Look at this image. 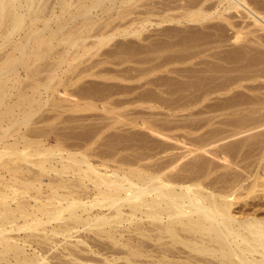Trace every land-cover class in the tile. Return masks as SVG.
Masks as SVG:
<instances>
[{
    "label": "bare ground",
    "instance_id": "obj_1",
    "mask_svg": "<svg viewBox=\"0 0 264 264\" xmlns=\"http://www.w3.org/2000/svg\"><path fill=\"white\" fill-rule=\"evenodd\" d=\"M47 1L0 0V50H4L0 54V264H264V192L250 196L258 186L261 187L259 191H264V167L258 165L259 169L263 168L261 172L263 177L261 173L256 176V173H253L256 171L254 168L252 173L255 174V178L251 183H244L250 176L244 178L241 172L229 169L217 172L220 168L230 167L232 163H224L227 161L225 156L227 150L221 147L211 151L202 144L176 156L171 148L179 147L176 146L177 143L168 139H154L155 142L149 146L150 150L144 146L133 158L123 154L114 157L113 150L93 151L92 141L75 145L63 142L58 134L53 133L50 135L53 138L51 143L48 133L37 126H32L36 123L32 116L39 112L49 99L44 97L46 99L42 100L44 101L42 104L38 99L39 104H31L32 101H37L32 95L34 99H29L28 103L26 91H23L25 95L21 93L19 90L21 86L18 88V83L21 81L20 78L36 72L38 65L33 61L43 57V53L45 54L46 49L51 46H48L52 44L49 35L61 30L51 28L50 31V21L53 22V19L56 21L58 16L70 13L68 8L71 9L76 3L78 5L76 8L81 9L78 14L87 17L97 14L99 12L97 9L107 1L108 4L117 3L115 0L80 2L56 0L54 3L59 6V12H56L55 4L51 2L54 4L51 6V3H46ZM192 1L195 5L189 3ZM192 1L187 2L189 3L187 7H184L187 5H183L184 2L178 4L183 5L185 10L188 9V12L184 11L185 14L181 13L184 14L183 18H177L178 15L169 17L170 13L164 10V7V12L169 13L168 18H164L166 13L163 12V15L160 13L162 17L155 23L160 25L167 21L168 24V21L179 22L180 19L201 23L207 21L206 19L214 18L219 21L222 19L221 22L225 21L236 28V33L241 29L247 30L248 33H252L259 45H264V0ZM121 2L118 0L117 4ZM128 2L130 1L124 5L121 3L120 6L126 8ZM168 2L172 3L169 0ZM130 3L129 6L133 4ZM118 5L114 8L116 9ZM171 6L175 8V5ZM108 7H105L106 11L111 10V7ZM119 9L118 7L116 10ZM101 13L105 11H100V15ZM71 16L76 17L74 14ZM111 16L113 15L107 17L108 22L104 20L107 25L115 23L114 19L118 17L113 19ZM110 17L112 21L109 20ZM123 19L126 23L127 18ZM130 20L129 22L135 21ZM143 20L137 24L139 27L140 24L141 27H145L149 22L147 19ZM93 21L95 22L92 19L91 22ZM104 21L100 24L103 25ZM204 23L201 25L205 29ZM100 24L95 28L100 27ZM106 24L103 25L104 28ZM89 25H86L88 26L86 28L91 30L93 26ZM110 25L106 29L109 30ZM120 25L112 24V28L110 27L112 32L109 33L105 32L107 30L102 26L101 31L92 29L93 33L95 30L98 31L93 36L97 39L96 41L94 38L93 46L99 47L102 41L116 36L115 34L127 36L130 33L135 36L134 34L137 32L141 34V29L143 30L137 25L134 26L141 32L132 28L130 26L132 24L129 25L130 29L128 25H124L123 28H121L123 25ZM83 30L88 34L84 32L81 37H71L66 52L71 46L79 45L80 40L83 43L88 39L89 30L88 32L85 28ZM200 31L198 34L202 35ZM46 42L48 44H43ZM41 44L44 48L40 49ZM215 53L216 56L217 52ZM202 60L199 61L202 63ZM206 60L204 59L203 63ZM200 62L196 65L198 66ZM201 63L200 67L195 65L199 75L203 74L199 71L202 69ZM32 64L37 67L31 68ZM209 65L215 66L214 62ZM192 66L188 69L192 70ZM208 67L206 65L207 70L205 67L203 69L208 71L210 69ZM56 72L52 71L48 79L41 84L39 81L36 85L31 83L30 86L33 85L34 89L32 87L29 89L40 93L38 89L40 85L45 91L53 89L65 92L50 83ZM204 74L203 77L200 75L202 79ZM176 81L178 82L177 78ZM202 81L207 83V80ZM197 87L195 83L194 89ZM13 88L16 89L14 92L18 96V100L16 99L18 102L8 103L7 100L15 94L12 92ZM211 90L214 91V88L205 91L201 96L198 95L200 98L196 97L197 100L204 101ZM183 105L185 104H182V107ZM254 105L257 107L261 104ZM76 106L71 105L67 109L74 110ZM255 106L252 105L257 109ZM254 108L251 109L253 113L257 111H254ZM262 115L264 116V113ZM259 116H255L252 121H257L256 118ZM262 117L258 118L260 126L264 124ZM44 118L45 116L39 121ZM255 123L254 126L259 127ZM148 128L160 134L152 126ZM252 128L254 127L239 130L235 134ZM175 141L180 142L178 144H185L183 140ZM239 143L243 142L238 141V145ZM262 143L257 145L264 146ZM232 147L234 149L237 144L230 145L228 150L231 151ZM260 151L263 154H259V161L254 160L255 166L264 158V150ZM158 152L162 155L156 156ZM203 152L210 155H204ZM189 154H193L191 158L179 164V159ZM111 160L116 164L110 165ZM253 175L251 177H254ZM239 189L244 191L237 193Z\"/></svg>",
    "mask_w": 264,
    "mask_h": 264
},
{
    "label": "rangeland",
    "instance_id": "obj_2",
    "mask_svg": "<svg viewBox=\"0 0 264 264\" xmlns=\"http://www.w3.org/2000/svg\"><path fill=\"white\" fill-rule=\"evenodd\" d=\"M55 1L49 0L46 3H54ZM125 1L133 3L130 6L128 5L130 2L126 4L129 6V9L127 6H125L126 8L122 6L126 3ZM133 1L123 0L125 3L121 2L123 3L121 6V3L119 5L117 4L118 0H115V3L117 2L116 5L111 2L114 6L118 5L121 10H116L118 7L115 9L107 1L102 5L108 4L111 10L106 11L107 8L105 9V7L108 6L101 7V5L100 8L104 9L98 8L97 10L99 12L97 14L94 13L95 15L93 14V17L79 15L78 13L81 9L79 7L76 8L78 5L74 2L76 4H73L71 9L68 8L71 11L70 13L64 14L61 17L58 16V21H55V19H53V22L52 20L50 21V29H61L59 32L55 30L58 33H52V37L49 35L51 39L49 41L52 44L54 43V45L48 44L47 42L43 43L45 45L48 44V46L51 45L52 47H48L49 49H46V47L45 54L40 50L43 53V57L41 56L42 58L40 57L38 60L33 61L38 65L36 72L30 70L32 72H30V76L22 77L23 80L20 78V82L22 83H18V88L21 86L19 88L20 92L24 94L26 91V95H24L28 96L26 99L28 103L30 102L29 99L33 97L32 95L35 96L34 98L36 100L41 101L40 104L44 102L42 100L46 99L44 97L49 99V102L42 105L39 112L32 116V120L36 122L32 126H37L48 133L51 143H53V138L50 135L56 133L63 142L66 141L68 143H74L75 145L85 141H92L93 151H98L99 149L113 150L115 153L114 157L117 154H123L133 158L144 146H147L148 150H150L149 146L155 142L154 139H168L175 142V144L177 143L176 146L179 147L171 148V151L176 156L182 152L187 153L189 148H196L202 144H204L206 149L211 151L221 147L227 150L225 155L227 161H224V163H232H230L231 168H220L217 172L228 171V169L230 171L241 172L244 178L250 176L244 183H251L255 178V174L253 175V173H256V176H258L257 174L263 171V168L259 169L258 165L264 167V158H262L260 164L258 162L257 166L254 164V160L257 159L259 161V154H263L260 150H264V146L257 145L261 144L262 141L264 142V124L260 126V122H258L260 120L258 118H261L263 116L262 113H264V104H262L264 102V72H262L264 71V45H259L256 38L254 39L252 33H248L247 30L241 29L236 33V28L231 27L224 20L226 24L221 22L222 19L220 21L214 18L206 19L207 21H204L205 23L201 22L206 26L205 29L202 27L200 21L198 23L196 21H189V23L186 20L184 21V19L182 21L180 19V23L176 21L171 23L168 21V24L166 21L162 23L163 25L155 23L158 18L162 17L164 10L170 13L164 12L166 16L163 17L166 19L169 15V17H175V15H178L177 18L182 17L185 14L184 11L188 12V9L185 10L186 8L184 9L182 6L187 4L184 6L187 7L189 3L194 4L195 2L192 0L189 3H187L189 0H169L172 3H169L168 0ZM209 1L213 2L212 0ZM182 2H184L183 5L179 6L178 4ZM46 3L45 7L47 9ZM53 3L50 5L55 4ZM169 4L175 5V8ZM50 5L49 7H51ZM168 6L171 7L169 8ZM56 7L57 9L54 10L59 12V6L57 4L54 5V8ZM100 11H105V13H101L102 15H100ZM181 13L184 14L181 15ZM73 14L76 15L75 18H71ZM121 14L123 17H121ZM110 15H113L111 16L113 19L118 16L116 17L117 19H114L115 23L111 22L113 20H111V17L109 19L111 21L109 22L114 25H120L121 23L120 26L123 25L121 28L124 25H128L129 27L132 24L130 25L132 28L138 29L139 25L137 24L139 22L142 23L141 21H144L143 19H147L149 22L146 23L147 20H145L144 23H146V26L143 23L145 27H141L142 24H140L143 30L139 27L142 32L140 29L138 31L141 34L138 32L134 34L135 36H132L133 34L130 33L131 36L128 33L129 36H126V34H118L117 36L115 34L116 36L106 38L102 41L99 47H96L97 45L95 44L94 47L93 42L96 38L93 36L97 34V30L93 33L92 29L97 24L99 25L100 22L107 21ZM123 18H127L126 23ZM92 19L95 20V22L93 21L94 25L91 22ZM132 19H135V21L129 22ZM106 21L102 24L105 25ZM89 24L93 26L92 29L90 28L92 31L86 28L88 27L86 25ZM110 24L108 23V25ZM90 25L89 27H91ZM103 25L100 24V27L95 29L101 31V26L104 30L108 27L107 24L106 28ZM111 25L110 27L112 28ZM82 27L87 32L89 30L90 36L88 35V39L84 40L83 43L80 40L79 45L71 46L66 52L71 37H81L82 33L85 32ZM110 27L105 32H112ZM199 30H201L200 33L202 35L198 34ZM85 34L87 35L88 33L85 32ZM136 35L139 36L137 37ZM67 36H70V38H67ZM46 37L49 38L48 35ZM43 44H41L40 49L41 47L44 48L42 46ZM32 45L34 46V43ZM2 51L4 52V50ZM2 51L0 50V54H2ZM215 52H217V57L215 56ZM208 54L211 56H208ZM200 59L202 63L204 59H208L205 62L206 64L203 63L205 66L199 61ZM196 61L202 64V69L199 71L200 73H205L204 79L200 76L202 75L203 77V74H198ZM208 61L211 63L214 62L215 66L213 65L212 67L209 65L211 63H207ZM200 63H198L199 67ZM32 65L31 68L37 67V65ZM192 65H196L195 68ZM206 65L211 66L210 69L208 67V71H205V69L207 70ZM191 66L192 70L196 69V71L194 70L196 75H194L191 69H188ZM204 67L205 69H203ZM54 70L57 72L56 76L50 82L51 85L55 84L57 89L61 88L66 93H61L53 89L51 91H45L39 85L46 81L50 73ZM190 70L193 74L189 72ZM23 71L21 70V72ZM254 76L257 79H250ZM175 77L178 79V82ZM200 78L201 80H199ZM202 80H207V83ZM37 81H39L37 85H39L38 89L40 93L37 90H33V85L30 86L31 83H35L36 85L38 83ZM58 81L60 82L58 83ZM200 82L206 85L207 88L202 83V87H200ZM191 83L194 85L197 83L200 88L197 87L198 90L196 88L194 89V85ZM30 87L33 89H29ZM252 87L256 90L252 89ZM210 88H214V91L211 90V93L207 95L204 101L200 102L201 99L197 100L198 95L201 96L205 91H209ZM227 88L230 90H227ZM14 89L12 92H14ZM17 98L16 93L14 95L12 94L7 102H18L16 101ZM249 98L251 101H248L250 100ZM38 100L36 102L32 101L33 103L31 102V104H39ZM255 103L261 104L263 107L261 105L256 107L254 105ZM53 104L60 105L54 106ZM182 104L186 106L183 105L182 107ZM187 104L191 106L189 107ZM192 104L194 107H192ZM71 105L77 106L74 110L67 109ZM252 105L257 109L252 107ZM252 108H254V111H257L253 113ZM41 112V116H45V118L39 121L42 118L40 116ZM260 114L262 116H259ZM255 116H259L256 118L257 121H252ZM263 119L264 116L262 117ZM254 123L256 125L258 124L259 127L254 126ZM262 123H264V120ZM148 126H152L160 134L152 132ZM251 126L254 128L235 134V132ZM175 140H183L185 144H178L180 142ZM260 140L261 142H259ZM238 141H242L244 144L239 143L238 145ZM172 144L174 145V143ZM229 144L231 146L237 144V147H234V149L232 147L233 151L232 149L229 151ZM262 144L264 145V143ZM185 145L187 147H184ZM203 154L210 155L204 152ZM160 155L162 154L158 152L156 156ZM191 155L193 154L179 159V164L188 161ZM224 163L221 162V164ZM109 164L116 163L111 160ZM254 168L256 169L255 172H253ZM251 173L254 177H251ZM259 180L262 179L259 178ZM260 188V186L256 187V191L251 192L250 196L264 192L259 191ZM243 191V189H239L237 193Z\"/></svg>",
    "mask_w": 264,
    "mask_h": 264
}]
</instances>
